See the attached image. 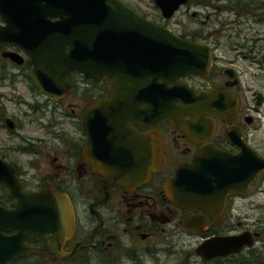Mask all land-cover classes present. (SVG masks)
<instances>
[{"label": "flooded vegetation", "instance_id": "flooded-vegetation-1", "mask_svg": "<svg viewBox=\"0 0 264 264\" xmlns=\"http://www.w3.org/2000/svg\"><path fill=\"white\" fill-rule=\"evenodd\" d=\"M250 6L236 0H186L176 10L184 8L182 14L190 17L185 23L172 20L173 16L162 19L156 8V15L148 19L138 8L124 6L176 38L206 48L210 56L205 73L186 74L176 80L184 91L180 94L182 103L176 102L175 106L181 112L182 122L192 128L188 136L175 130L166 118L152 128L141 125L140 115L145 109L142 105L133 109L132 120L137 118L136 122L126 121L127 117L123 116L118 128L115 122L106 126L109 135L117 134L120 129L125 132L127 128L135 134L155 131L161 139L160 167L132 190L113 185L103 193L101 177L93 172V148L84 155L86 140L81 132V117L88 104L109 100L111 80L104 78L92 83L71 72L65 78L67 92L54 100L41 94L32 83L28 58L14 46H0V87L15 93L16 104L21 106L16 112L8 113L1 100L4 96L0 95V128L8 132V144L0 146V160L14 168L25 191L51 187L65 194L73 215L72 235L56 251L47 252L44 240L21 242L18 251L25 252L16 254L6 264H237L239 260L263 264L256 244L262 238L264 217L261 215L254 221L250 215L253 202H247L248 208L237 202L250 195L264 194V188H260L263 175L255 178L244 195L226 196L220 216L200 231L186 226L197 213L173 206L164 193V184L177 167L215 166L216 152L230 161L249 151L259 158L264 156V137L260 136L264 133V87L252 88L254 74L248 81L244 80V73L251 68L264 77V35L243 33L249 30L246 17L251 13ZM195 7L198 12L189 13ZM263 9L264 2L256 8L258 13ZM226 11L234 14L231 23L221 17ZM195 21L196 26L190 25ZM256 22L263 27L262 18ZM229 28L233 35L226 34ZM5 52L18 54L21 63L3 57ZM238 59L244 60L245 69L238 66ZM165 86L169 88L171 84ZM189 105L199 113L194 119L185 112L190 111ZM108 113L112 118L111 112ZM24 123L34 125L39 133L24 135L21 133ZM15 155H23L25 160L19 161ZM199 157L204 158L205 165L193 164ZM223 163L220 166L227 167L226 159ZM19 167H32L34 174ZM0 207L5 210L14 207V201L1 186ZM15 233L5 230L1 234L8 238ZM242 234L251 237V245L236 254L203 260L196 253L210 239Z\"/></svg>", "mask_w": 264, "mask_h": 264}, {"label": "water", "instance_id": "water-1", "mask_svg": "<svg viewBox=\"0 0 264 264\" xmlns=\"http://www.w3.org/2000/svg\"><path fill=\"white\" fill-rule=\"evenodd\" d=\"M152 1L164 20L186 3ZM8 45L28 58L32 83L54 100L67 92L65 78L71 72L92 83L111 80L109 100L88 104L81 117L84 155L93 148V172L101 177L103 193L113 185L132 190L146 182L160 167L163 152L157 132L135 134L126 128L125 132L116 131L121 138L109 135L108 124L115 122L118 128L123 116L136 122L133 109L142 105L141 125L152 128L166 118L178 132L187 136L192 132L175 106L182 103L184 91L176 80L186 74L205 73L208 50L176 38L117 0H0V46ZM2 56L21 63L16 53ZM166 83L171 86L167 88ZM187 108L189 117L199 115L194 107ZM225 159L227 167L220 166ZM214 163L200 167L206 164L204 158H196L193 164L199 167H177L164 184L165 196L173 206L197 213L186 223L192 230L200 231L217 220L226 196L244 195L257 176H264V159L251 151L239 153L231 161L216 152ZM0 186L14 201L12 209L0 207V264L25 252L18 251L21 242L44 240V249L52 253L71 237L73 215L65 194L51 187L25 191L14 168L2 160ZM5 230L16 233L6 238L1 234ZM250 245L251 237L244 234L213 238L202 243L196 253L210 260L236 254Z\"/></svg>", "mask_w": 264, "mask_h": 264}, {"label": "rangeland", "instance_id": "rangeland-1", "mask_svg": "<svg viewBox=\"0 0 264 264\" xmlns=\"http://www.w3.org/2000/svg\"><path fill=\"white\" fill-rule=\"evenodd\" d=\"M117 1L119 3H121L122 5L130 8V9L135 10L136 8H138L141 12L146 14V18H148V19L153 18L156 15V12L154 11L155 7L153 5V1H151V0H117ZM236 1L237 2L242 1V3H244V4H246V3L251 4V6H250L251 13H250V15H247V17H246L248 19L247 21H248L249 30H244L243 33L255 35V37H257L258 35H264V25L262 27L258 24V22H256V19H258V18H262L264 20V9H263L262 13H258V11L256 10L257 6L260 7L261 4L264 2V0H236ZM228 5H230V3ZM183 10H184V8H182L179 12L174 13L172 20L181 21L183 23L190 20V17L188 16V14H186V15L182 14L181 11H183ZM191 11L198 12V9L195 7L192 10H190L189 13ZM221 17L226 20V23H231L234 19V14L232 11L231 12L226 11V12H222ZM196 22L197 21H195V23H190V25L196 26L197 25ZM229 27H230V25H229ZM229 29L230 30L228 32H226V34L233 35L232 28H229ZM221 34H222V36L224 35L223 32ZM240 39H241V37L238 38V41H240ZM221 41H222V44L224 45L225 40L222 38ZM223 51L227 52V49L225 47H223ZM227 54H228L227 57H230L228 52H227ZM237 63H238V66L245 69L246 63L244 62V60L238 59ZM252 74H254L256 76L254 78H251ZM261 75H263V74L260 71L251 68L250 70H248L247 73H244V80L248 81L251 78L254 81L252 88L259 89L261 87H264V77H261ZM249 76H250V78H249ZM0 95L4 96L3 99H1V100H2L3 106L8 111V113L16 112L17 108L18 109L21 108V106L20 107L17 106V104H16L17 100H15V98H14L16 96V94L13 93L11 90H8L6 87H0ZM33 126L34 125L28 126L26 123H24V125L21 129V133H23L24 135L38 134L39 130L34 128ZM7 135H8L7 130L6 129L3 130L0 128V146H5L6 144H8ZM260 136L264 137V133L260 134ZM15 157L19 161L25 160V156H23V155H15ZM262 157L264 158V156H262ZM19 168L26 171L29 174H32V175L34 174L32 167H19ZM37 169L41 170L42 167H37ZM260 188H264V183ZM262 196L250 195L248 198H246L242 201H237L238 203H241L246 208H248V203H247L248 201L253 202L252 203L253 206L252 205L250 206V209H251L250 215H251V219H253L254 221L256 219H258L261 215L264 217V194ZM260 232L262 233V238L260 241H258V243L256 245L258 247H260L262 263L264 264V229L260 230Z\"/></svg>", "mask_w": 264, "mask_h": 264}, {"label": "trees", "instance_id": "trees-1", "mask_svg": "<svg viewBox=\"0 0 264 264\" xmlns=\"http://www.w3.org/2000/svg\"><path fill=\"white\" fill-rule=\"evenodd\" d=\"M256 263H257L256 261H253L251 264H256ZM237 264H250V263H248L246 261L239 260V261H237ZM257 264H259V263H257Z\"/></svg>", "mask_w": 264, "mask_h": 264}]
</instances>
